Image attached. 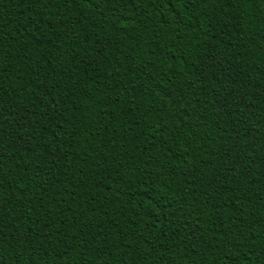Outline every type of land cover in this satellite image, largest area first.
<instances>
[{
  "label": "trees",
  "instance_id": "trees-1",
  "mask_svg": "<svg viewBox=\"0 0 264 264\" xmlns=\"http://www.w3.org/2000/svg\"><path fill=\"white\" fill-rule=\"evenodd\" d=\"M0 264H264V0H0Z\"/></svg>",
  "mask_w": 264,
  "mask_h": 264
}]
</instances>
